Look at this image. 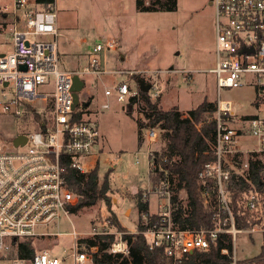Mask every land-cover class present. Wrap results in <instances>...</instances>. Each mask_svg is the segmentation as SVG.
Listing matches in <instances>:
<instances>
[{"label":"built area","instance_id":"built-area-1","mask_svg":"<svg viewBox=\"0 0 264 264\" xmlns=\"http://www.w3.org/2000/svg\"><path fill=\"white\" fill-rule=\"evenodd\" d=\"M210 1L215 18V62L208 72L215 76L216 83L213 150L216 160L213 164H205L198 178L215 180V226L195 231L178 229L171 219L169 184L160 182L153 186L160 211L154 221L142 216L144 229L137 233L145 238L149 250L163 249L166 257L178 262L190 252L207 250L210 242L220 234H229L234 242L235 236L243 232L235 228L225 180L233 167L232 156H245L238 170L247 176L248 158L264 155V115L256 114L244 120L234 114L232 101L222 100L220 96L222 89L251 87L262 93L259 98L264 99V0ZM55 22L56 0L47 4L13 0L11 11L0 9V33L8 23L12 38L11 50L0 53V113L23 121L33 120L37 127L33 133L21 134L26 138L22 146L11 145L9 150L0 146V264H61L46 250L37 247L59 237L60 220L69 219L77 203L67 186V171L87 173L94 169L100 139L97 125L87 119L92 91L88 92L90 96L86 95L84 103L79 106L78 101L73 107V78L77 76L84 88V78L95 77L103 85L104 97L117 103L127 104L138 94L137 90L132 92L128 81L109 79L117 74H125L129 79L142 74V71L108 67L105 56L116 50L115 38L96 43L82 67L61 69L56 40L38 38H55ZM179 73L183 80L189 78L186 71ZM147 83L151 100L157 99L160 89L153 82ZM101 108L108 109L109 103H103ZM148 129L150 146L156 142L158 131L157 128ZM247 138L254 143L245 146ZM154 153L148 148V176L154 168ZM203 197L208 205L207 191ZM245 202L248 210L264 214V200L256 189L248 190ZM258 227L264 232L261 226L247 231L253 233ZM125 234L117 231L108 218L93 223L84 234L73 230L69 234L71 248L66 258L70 264H96L97 246L89 245L87 240L104 235L114 236L110 253L127 255ZM22 241L32 244L34 254L31 258L18 257L17 246ZM232 258L235 264L234 254Z\"/></svg>","mask_w":264,"mask_h":264},{"label":"rangeland","instance_id":"rangeland-1","mask_svg":"<svg viewBox=\"0 0 264 264\" xmlns=\"http://www.w3.org/2000/svg\"><path fill=\"white\" fill-rule=\"evenodd\" d=\"M12 1L0 0V9L11 11ZM209 1L177 0L175 11L147 13L137 12L134 0H56L57 35L55 38H38L56 40L59 66L63 70L82 67L96 43L115 38L118 42L116 50L106 53L108 67L142 71V80L153 82L160 89L162 109L177 106L182 114H186L204 99L214 102L216 97L215 76L208 72L215 62V18ZM144 2L148 3V0ZM8 25L6 23L0 33L5 52L12 47ZM182 70L188 73L187 80L182 79L179 73ZM109 79L126 80L132 92L137 90V82L125 74ZM84 81L85 86L79 92V106L92 91L87 119L100 131L99 151L96 150L95 156L100 176L108 169L112 170L111 191L108 205L99 201L71 213L69 219L60 220L57 239L39 244L37 249L46 250L61 264H70L66 258L71 248L69 234L73 230L83 234L88 232L93 223L101 222L111 212L117 213L127 234L138 233L140 217L131 197L132 190L143 191L149 202L150 215L155 216L160 211V202L153 195L154 185L148 176L147 156L148 148L153 152L163 148L160 131L157 129L156 142L149 146V129L139 125L144 120L143 102L139 101L127 111L122 109L126 102L117 103L104 97L103 85L98 79L85 77ZM105 83H108L107 79ZM260 94L251 87L220 91L221 99L232 101L234 114L242 117L264 115V99L259 98ZM260 100L263 102L257 106L255 102ZM105 102L109 103L108 109L101 108ZM36 130L33 120L23 121L0 113V146L7 150L17 135H28ZM244 141L245 146L254 143L249 138ZM180 198L185 199L183 192ZM255 229L253 233L243 230L235 236L233 254L237 261L258 255L264 246V232L259 227Z\"/></svg>","mask_w":264,"mask_h":264},{"label":"trees","instance_id":"trees-1","mask_svg":"<svg viewBox=\"0 0 264 264\" xmlns=\"http://www.w3.org/2000/svg\"><path fill=\"white\" fill-rule=\"evenodd\" d=\"M36 3H51L54 0H34ZM137 12H172L177 8V0H134ZM136 82L143 79L141 74L132 77ZM137 96L131 97L124 106L127 111L139 101L143 102L142 113L144 120L140 127L157 128L160 138L164 142L160 152L154 153V168L150 177L153 185L167 182L171 191V219L180 230L212 229L215 226L213 214L216 205L215 180L211 177L206 181L198 178V174L205 164H213L216 157L213 153L215 146V102L204 99L196 108L182 114L177 106L167 110L160 107V98L151 100L149 93H143L137 83ZM263 101L255 102L258 106ZM255 115H246L244 120ZM245 159L244 155L232 156L233 167L229 169V177L225 180L228 202L231 208L234 225L237 230H249L254 226L264 227V214L252 212L246 207V195L251 188L256 189L264 200V155H254L248 158L249 170L247 176L239 173V166ZM112 170L108 169L99 175V163L87 173H80L69 169L66 174L68 188L77 198L72 211L84 207H91L97 202L109 204L108 194L111 191L110 179ZM99 177L101 182L99 183ZM207 191L209 200L205 204L203 193ZM185 199L180 198V193ZM142 190L132 195L134 206L139 214L138 231L144 229L142 216L148 221H154L156 216L149 214V202ZM111 212V211H110ZM111 225L126 233L128 254H113L109 252L113 235L97 236L94 240H87L91 246H97L96 264H233V242L229 234H220L210 242L207 250H196L187 254L181 261H174L165 256L163 249L149 250L145 238L140 234H127L114 212L107 217ZM19 258H31L34 248L30 241L18 243ZM225 249L227 252L222 253ZM235 264H264V246L258 255L244 260H235Z\"/></svg>","mask_w":264,"mask_h":264},{"label":"water","instance_id":"water-1","mask_svg":"<svg viewBox=\"0 0 264 264\" xmlns=\"http://www.w3.org/2000/svg\"><path fill=\"white\" fill-rule=\"evenodd\" d=\"M3 55V54H1ZM21 69H24L23 66L20 67ZM138 85H139V89L141 92L143 93H148L150 90V84L144 82L142 79H139L137 81ZM83 89V82L77 77L75 76L73 78V86H72V92H73V107L77 106L78 101H79V92H81ZM123 109V108H122ZM26 141V138L24 135H17L13 141H12V146L13 147H18V146H22ZM193 252H190L189 254H192Z\"/></svg>","mask_w":264,"mask_h":264},{"label":"crops","instance_id":"crops-1","mask_svg":"<svg viewBox=\"0 0 264 264\" xmlns=\"http://www.w3.org/2000/svg\"><path fill=\"white\" fill-rule=\"evenodd\" d=\"M0 35H2V34H0ZM3 43L2 42H0V53H6L3 49H2V47H3V45H2ZM11 50V49H10ZM9 52V51H8ZM105 58H106V63H107V57L105 56ZM122 60V59H121ZM107 65H108V63H107ZM200 104V103H199ZM123 109H125V107L123 106L122 107ZM137 192V191H136ZM136 192H134L133 190H132V195H134ZM149 210H150V208H149ZM115 214H116V216L118 217V215H117V213L115 212ZM118 220H119V218H118ZM120 221V220H119ZM123 227V226H122Z\"/></svg>","mask_w":264,"mask_h":264},{"label":"flooded vegetation","instance_id":"flooded-vegetation-1","mask_svg":"<svg viewBox=\"0 0 264 264\" xmlns=\"http://www.w3.org/2000/svg\"><path fill=\"white\" fill-rule=\"evenodd\" d=\"M208 6H211L212 7L211 1H209Z\"/></svg>","mask_w":264,"mask_h":264}]
</instances>
